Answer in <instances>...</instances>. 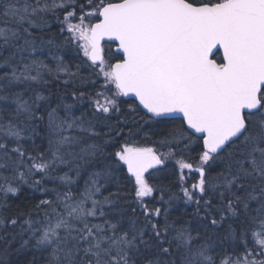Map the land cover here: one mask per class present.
<instances>
[{"label":"snow or ice","instance_id":"1","mask_svg":"<svg viewBox=\"0 0 264 264\" xmlns=\"http://www.w3.org/2000/svg\"><path fill=\"white\" fill-rule=\"evenodd\" d=\"M0 264H264V0H0Z\"/></svg>","mask_w":264,"mask_h":264},{"label":"trees","instance_id":"2","mask_svg":"<svg viewBox=\"0 0 264 264\" xmlns=\"http://www.w3.org/2000/svg\"><path fill=\"white\" fill-rule=\"evenodd\" d=\"M58 32H59L58 26H56L54 24L53 31H52V33H50V35H55L56 36L57 43H59L63 39L61 36H59ZM103 47H104L106 58H111L112 54L114 53V51H113L114 45L105 44V45H103ZM61 55H64L66 63H68L70 66H72L73 70H75V65L81 62L80 59L76 58V53L73 52V51H66V52L61 53ZM218 55H219V53H218ZM80 56L82 58V54H80ZM83 71H84V74H87L86 70H83ZM127 102L128 103H133L134 101L127 100ZM124 107H126V105H124ZM77 114H79V113H77ZM162 134H163V129H158L157 130V134L152 136V140L151 141H146L145 139H143V133H141L140 137H138L137 139L144 146H153L152 145V141H155V140L159 139ZM165 151H166V149H165ZM188 155H189V159L193 163H195V156H196L195 146L193 148V151L190 154H188ZM172 167L173 166L170 164V166H169L170 170H171ZM185 173H186V175H189L187 173V170H185ZM191 176H192V179L189 180V183L193 182L194 179H195V174H191ZM175 179H176V177L172 176L171 177V183L169 181H167V180L165 181V183H170V186L172 187V190L174 192H178V188H176L175 184H174ZM105 194H107V193H105ZM33 197H35V199H33ZM40 197H41L40 193H38V192L34 193V192H32L31 189L25 187L24 190L21 192L19 198H16V199L10 201V203H12L13 206L20 205L21 208H26V207L31 206L32 203H35L36 200H38ZM193 209H194V206H188L187 207V212L191 213L193 211ZM182 211H184V206H183V202H180V204L178 206V209L173 211V216L179 215L180 212H182ZM25 255H28V254H25ZM25 255H21L20 257L13 256L12 259L14 261L17 260V259L24 260L25 259ZM28 258H30V255L28 256Z\"/></svg>","mask_w":264,"mask_h":264},{"label":"water","instance_id":"3","mask_svg":"<svg viewBox=\"0 0 264 264\" xmlns=\"http://www.w3.org/2000/svg\"><path fill=\"white\" fill-rule=\"evenodd\" d=\"M104 44H111V45H114L113 51L115 52V50H116V47H117V44H116V42H114V41H108V40H104V41H102V46H103ZM123 99H125V100H132V101H134V98H131V97H127V98H123Z\"/></svg>","mask_w":264,"mask_h":264}]
</instances>
